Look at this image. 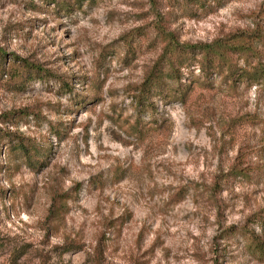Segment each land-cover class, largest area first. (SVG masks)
I'll return each instance as SVG.
<instances>
[{
    "label": "rangeland",
    "instance_id": "1",
    "mask_svg": "<svg viewBox=\"0 0 264 264\" xmlns=\"http://www.w3.org/2000/svg\"><path fill=\"white\" fill-rule=\"evenodd\" d=\"M263 42L264 0H0V264H264Z\"/></svg>",
    "mask_w": 264,
    "mask_h": 264
},
{
    "label": "trees",
    "instance_id": "2",
    "mask_svg": "<svg viewBox=\"0 0 264 264\" xmlns=\"http://www.w3.org/2000/svg\"><path fill=\"white\" fill-rule=\"evenodd\" d=\"M201 1V0H197ZM229 39H217L208 44H178L177 42L171 41L168 45V54L170 57L174 59H180L179 62L181 65L184 63L188 65L189 63V56L193 52H199L201 58L202 67H208L212 61H216L217 65L221 64L226 70V78L233 79L234 77V70L236 68V64L234 63V57L237 56H244L248 57L250 55H254L255 51L252 48V45L248 43V41H243L242 43L234 45V43L230 44ZM264 43V42H263ZM164 56H161L155 65L152 67L150 72L146 75L143 82L139 87V92L137 95L138 104L142 105L144 95L149 92L155 84H157L161 78V71H162V61L165 59ZM15 58L23 63V65L30 70H35L38 72H44L41 66L34 64L32 62H28L25 59H20L17 56ZM174 59L170 62V73L168 76L178 81L180 79V68L178 66H174ZM169 61V60H168ZM162 62V63H161ZM172 63V64H171ZM179 64V65H180ZM180 65V66H181ZM259 72H256L258 76H264V68L263 66H258ZM242 74L248 75L246 70L242 71ZM138 127V126H137ZM138 131L139 128H137ZM251 244H254V249H256L260 253H264V246L263 243L253 240ZM250 244V247H251ZM255 250V251H256Z\"/></svg>",
    "mask_w": 264,
    "mask_h": 264
}]
</instances>
